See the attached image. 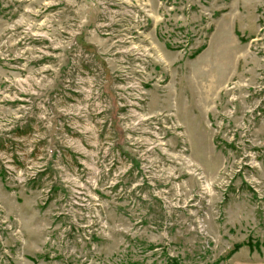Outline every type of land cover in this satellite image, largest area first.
Wrapping results in <instances>:
<instances>
[{"label": "rangeland", "instance_id": "rangeland-1", "mask_svg": "<svg viewBox=\"0 0 264 264\" xmlns=\"http://www.w3.org/2000/svg\"><path fill=\"white\" fill-rule=\"evenodd\" d=\"M264 264V0H0V264Z\"/></svg>", "mask_w": 264, "mask_h": 264}, {"label": "crops", "instance_id": "crops-1", "mask_svg": "<svg viewBox=\"0 0 264 264\" xmlns=\"http://www.w3.org/2000/svg\"><path fill=\"white\" fill-rule=\"evenodd\" d=\"M234 264H263L262 262H253V261H245V260H236Z\"/></svg>", "mask_w": 264, "mask_h": 264}]
</instances>
